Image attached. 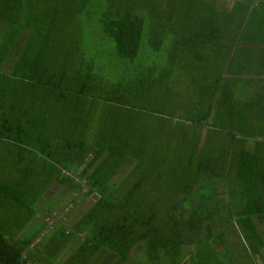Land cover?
<instances>
[{
  "label": "trees",
  "instance_id": "1",
  "mask_svg": "<svg viewBox=\"0 0 264 264\" xmlns=\"http://www.w3.org/2000/svg\"><path fill=\"white\" fill-rule=\"evenodd\" d=\"M216 1L0 0V144L40 163L47 187L39 198L55 181L68 193L97 195L72 229L55 221L42 236L41 255L32 257L33 247L22 261L47 225L20 237L39 212L37 200L23 202L17 230L4 233L0 220V264H52L74 240L81 252L125 258L138 245L149 260L169 251L180 257L202 234L208 242L218 220L237 222L249 237L259 234L253 217L263 207L261 159L245 146L264 131L243 116L228 119L241 107L226 94L214 56L203 54L196 64L179 59L180 45L212 43L217 34L226 44L224 33L238 32L250 10L264 11L262 0H236L230 10ZM92 15L131 67L114 83L95 71L81 46L84 17ZM181 30L189 36L182 39ZM176 71L188 85L186 104L173 91L182 80L172 81ZM155 100L166 103L155 109ZM167 102L173 113H165ZM34 170L23 172L26 179ZM219 189L227 197L217 198ZM53 207L43 211L44 220ZM222 207L228 215L220 214Z\"/></svg>",
  "mask_w": 264,
  "mask_h": 264
},
{
  "label": "crops",
  "instance_id": "2",
  "mask_svg": "<svg viewBox=\"0 0 264 264\" xmlns=\"http://www.w3.org/2000/svg\"><path fill=\"white\" fill-rule=\"evenodd\" d=\"M235 1L236 0H217L215 6L230 10ZM254 4H256V1L253 2V5ZM262 6H264V0H262ZM176 29L178 28H175L174 31H176ZM236 30L237 27H235L232 32L224 33L223 39L229 41L226 44H223L220 41L221 37L217 34L211 36L213 40L212 43L180 45L179 59L180 61L188 62V64L189 62L196 64L199 60L198 57L203 54L214 56L212 62H214V66H216V73L222 72L221 75L223 77V85L226 88V94L230 97L232 104L241 107V110L238 112L234 111V114L228 116V119H233L235 116H243L244 119L247 120V123H253L254 129L264 131V11L250 10L242 27L238 32H235ZM188 36L189 35H186L181 30L180 37L182 39H185ZM172 47L174 48L175 46L173 45ZM219 59L223 60L221 66H219ZM257 141L264 142V136L249 138L245 147L250 152L259 153L261 159V175L259 181L264 183V144H259V146H257ZM53 184H56L58 186L57 189H59L60 185L57 182H53L52 185ZM67 193L65 194L66 196L71 195L73 197L77 195ZM72 199H74V197ZM262 202V213L253 217L256 228H259H257L259 234L252 233V236L247 239L245 234L239 233L236 229L237 232L236 234L232 233L233 236L230 238V242L227 241V238L226 240L222 239L221 235L218 234L214 239H217L219 242L217 244L221 251H218L216 247H212L210 242L208 244V242L201 241L202 247L207 248L208 245L209 248L211 247L205 252V250L201 249V242L199 240H195V242L190 241V244L182 247L180 257H176L169 251V253L166 256H162L160 260H149V264H183V261L185 264H188L187 260H200L198 255H200L199 253H201V251L202 254L205 253V256H209V260H204L205 263L198 261L197 263L192 264H220V262L218 263V260H229V264H240L238 263L239 260H244L245 264H264V198L262 199ZM60 205H58V207H60ZM225 215H228V213H224V216ZM79 217L75 219L73 224H75ZM46 220L48 221V218ZM46 220L42 218V213L38 212L34 219H32L27 225L23 226L19 233L20 237L24 238L26 232L31 227H34L35 230L32 232H36L43 226V222ZM229 226L232 227V225ZM229 226L228 228H230ZM48 229H46V231ZM224 229L227 228L224 227ZM45 232L43 234H45ZM43 234L31 247H35L32 257H36V255L40 256L43 252ZM240 240L241 245L237 247L236 243L240 242ZM75 241L76 240L71 241L63 249L72 247ZM189 247L191 248L187 249ZM239 248H241V251L238 250ZM139 250V246L135 245V247L131 248L125 258H121L114 252L103 250L99 253L102 260H95L92 262L97 264H140L141 256ZM59 259L60 258L56 256L52 264H56L57 262L60 263L61 260ZM210 260L216 261L212 262ZM92 262L85 264H92ZM42 264L49 263L47 261H42Z\"/></svg>",
  "mask_w": 264,
  "mask_h": 264
},
{
  "label": "rangeland",
  "instance_id": "3",
  "mask_svg": "<svg viewBox=\"0 0 264 264\" xmlns=\"http://www.w3.org/2000/svg\"><path fill=\"white\" fill-rule=\"evenodd\" d=\"M84 20H87V23L85 25H82L83 31L81 32V46H83L85 53L95 61V71L101 74L104 81L108 83H114L120 80L123 76H126L127 72H131V67L126 65L122 61V59L116 56L115 51L113 49V41L102 34L101 26L99 25L97 18L92 15V16L84 17ZM102 36L104 37L102 38ZM153 57L154 59L159 58L156 54H153ZM178 77L182 79L181 82H179V80L175 81ZM171 79L172 81H175L172 86L173 91L177 92L179 94V97L182 96L184 97L185 100L184 104L188 103L190 98L188 97V94L184 92L188 87V85L187 83L183 85L182 83L183 78L181 74L178 71H176L174 72V75ZM164 103H166V101L155 100L154 104L157 105L155 106L156 107L155 109H159V107L161 105H164ZM166 105L168 106H166L165 113L168 114L173 113L171 111L174 108V106H172V102H169ZM182 110L183 109H181V111ZM181 111H174V114L176 113L181 114ZM173 120L176 119L173 118ZM28 156L30 157L29 153H26L25 151L22 152V150L19 147H16L15 145H12L10 143L4 145L0 144V220L2 221L3 225H5V227L3 226L4 233H6L5 231H9V230L11 231V229L12 230L18 229L19 226H17V223L21 221L20 218L24 214L22 212V204L24 202L30 205L31 203H33L32 202L33 199L37 200L35 204L38 205L37 207L40 213H44L43 211H47L53 206L55 207V208L53 207V211L51 212L48 221L46 220L47 225H45V227L42 229V231L39 234H41L46 229V227H48L49 223L52 224L54 223V221H58L59 224L60 223L64 224L66 227L72 229L74 226L73 223L75 219H77L80 215H82L94 203V201L97 198V195L93 194L90 197H87L82 194H77L76 196H73L74 199H72L73 197L71 195H67V196L65 195L67 192H65L64 189L62 188L57 189L58 186L56 184L53 185L51 184L50 187L47 189V191L43 193V196L39 198L40 194L47 187V186L45 187L44 185L45 178L39 175L43 173L41 172L40 169L41 168L40 163L29 161ZM40 159L42 160V158ZM29 167L35 168V170L32 171V173L34 172V176L31 180L26 179L25 174H23V172L26 171L27 168ZM113 180L114 182L119 181L120 175L118 174ZM18 182H25L23 185L24 191L21 193L16 191L19 188L17 185ZM32 182L37 184L36 185L37 187L36 188L33 187V190L30 189V183ZM215 196H217V198L222 197L223 190L219 189V194L217 195L215 194ZM223 197H227V196H223ZM218 203L220 204L221 202L218 201ZM58 205H60V207H58ZM227 210H228L227 208L222 207L220 210L222 212L220 214L224 216V213H227ZM220 214L218 216H220ZM216 218L219 219V217ZM226 223L227 222L221 223V221L218 220V222L215 225L216 227L214 226L212 229L213 231L212 237H210V240L208 241L210 242V245L212 247H216L218 251L220 250L217 244L219 242L217 241V239H214L215 236H217L218 234H220L221 238L224 240H226L227 238L228 242H230V238H232L233 236L232 233L236 234L237 230L239 233L241 234L243 233L247 235V232H244L239 228L237 222L231 224L232 227H230ZM218 226H223V227H218ZM228 226L230 228H228ZM224 227H226L227 229H224ZM32 231H35L34 227H31L27 231L28 233L26 232L24 238L30 237ZM258 231L259 230H257V232ZM247 236L249 237V235ZM207 238H208L207 236L205 237L202 234L200 236V241L207 242ZM244 243L246 244L245 241ZM236 244L237 247H239V245H241V240ZM200 247H202V242L200 243ZM190 248L191 247L187 249ZM238 250L241 251V248H239ZM139 251L141 256L140 264H149V259L146 253L143 252V250H139ZM57 257L60 258L59 260H61V262L60 263L57 262L56 264H84L85 262L90 263L95 260L98 261L102 260L99 253L97 254L96 252L93 253V249H86V252H81L78 249V243L73 244L72 247L69 248L67 247V249H63V250L61 249L58 252ZM198 261L205 263L203 260H187L188 264L197 263ZM210 261L213 262L216 260H210ZM228 261L229 260H218V263L220 262V264H229ZM182 263L185 264L184 261ZM238 263L245 264L244 260H239ZM92 264H97V263L92 262Z\"/></svg>",
  "mask_w": 264,
  "mask_h": 264
},
{
  "label": "water",
  "instance_id": "4",
  "mask_svg": "<svg viewBox=\"0 0 264 264\" xmlns=\"http://www.w3.org/2000/svg\"><path fill=\"white\" fill-rule=\"evenodd\" d=\"M51 226V224L49 223V225H48V227H46V229H48L49 227ZM46 229L44 230V231H46ZM43 231V232H44ZM42 232V233H43ZM42 233L41 234H39L23 251H22V253H21V260L23 261V259H24V257H25V254H26V252L36 243V241L40 238V236L42 235Z\"/></svg>",
  "mask_w": 264,
  "mask_h": 264
}]
</instances>
